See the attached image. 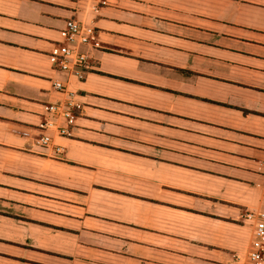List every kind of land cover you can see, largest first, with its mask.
<instances>
[{
	"label": "crops",
	"instance_id": "0c3cea01",
	"mask_svg": "<svg viewBox=\"0 0 264 264\" xmlns=\"http://www.w3.org/2000/svg\"><path fill=\"white\" fill-rule=\"evenodd\" d=\"M85 8L0 0V264H249L264 0ZM72 18L96 30L83 81L52 61ZM53 79L76 92V117L43 147L46 107L65 100Z\"/></svg>",
	"mask_w": 264,
	"mask_h": 264
},
{
	"label": "built area",
	"instance_id": "2783aa9c",
	"mask_svg": "<svg viewBox=\"0 0 264 264\" xmlns=\"http://www.w3.org/2000/svg\"><path fill=\"white\" fill-rule=\"evenodd\" d=\"M78 4H85L88 12H98L105 4V0H76ZM85 8V9H86ZM96 30L92 23L72 18L67 21L64 31V42L58 46L52 61L57 71L67 74L69 77L83 81L89 71L90 56L82 50L84 46H92L95 40ZM55 91L65 95V100L47 105L46 117L42 125L44 133L38 140V144L46 147L52 144L49 131L66 136L69 127L75 120L77 108L76 92L69 90L60 79L52 80ZM57 153H62L61 147H56ZM246 222L254 225V240L249 251V264H261L264 259V212L250 211L244 216Z\"/></svg>",
	"mask_w": 264,
	"mask_h": 264
}]
</instances>
